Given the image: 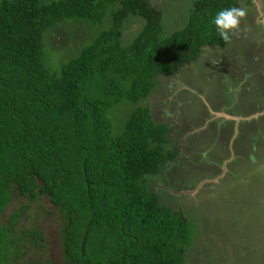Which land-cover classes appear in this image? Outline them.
<instances>
[{"label": "trees", "instance_id": "1", "mask_svg": "<svg viewBox=\"0 0 264 264\" xmlns=\"http://www.w3.org/2000/svg\"><path fill=\"white\" fill-rule=\"evenodd\" d=\"M233 6L193 0L183 27L164 34L148 0H0V264H29L45 233L19 225L41 197L60 215L63 264H185L193 221L161 204L147 180L172 157L167 126L138 101L204 46L224 47L212 20ZM131 15L144 22L124 45ZM63 20L95 30L54 65L45 36ZM118 103L129 107L113 134ZM13 195L28 203L3 219Z\"/></svg>", "mask_w": 264, "mask_h": 264}, {"label": "rangeland", "instance_id": "2", "mask_svg": "<svg viewBox=\"0 0 264 264\" xmlns=\"http://www.w3.org/2000/svg\"><path fill=\"white\" fill-rule=\"evenodd\" d=\"M192 1L148 0L161 13L164 34L183 27ZM238 7L248 15L231 43L204 46L173 75H159L152 91L138 101L149 108L153 121L167 126L166 149L172 157L147 180L161 204L193 221L185 264H264V27L256 23L264 0H238ZM143 22L136 15L124 21V45ZM94 30L73 20L53 26L45 36L53 64L75 54ZM128 107L118 103L111 108L113 134L123 127ZM24 203L25 198L13 195L2 218ZM28 204L19 226L35 225L45 237L28 248L26 260L63 264L57 209L47 197Z\"/></svg>", "mask_w": 264, "mask_h": 264}, {"label": "clouds", "instance_id": "3", "mask_svg": "<svg viewBox=\"0 0 264 264\" xmlns=\"http://www.w3.org/2000/svg\"><path fill=\"white\" fill-rule=\"evenodd\" d=\"M248 11L242 7H229L216 13L212 20L216 31L225 43H231L233 37L238 36L242 29V22L247 18ZM256 23L264 27V13L257 16Z\"/></svg>", "mask_w": 264, "mask_h": 264}]
</instances>
